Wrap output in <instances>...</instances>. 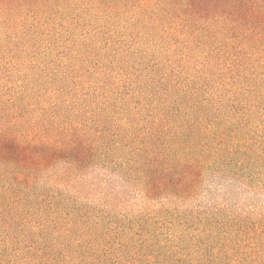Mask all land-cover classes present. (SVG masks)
<instances>
[{"label":"trees","instance_id":"obj_1","mask_svg":"<svg viewBox=\"0 0 264 264\" xmlns=\"http://www.w3.org/2000/svg\"><path fill=\"white\" fill-rule=\"evenodd\" d=\"M264 0H0V264H264Z\"/></svg>","mask_w":264,"mask_h":264},{"label":"rangeland","instance_id":"obj_2","mask_svg":"<svg viewBox=\"0 0 264 264\" xmlns=\"http://www.w3.org/2000/svg\"><path fill=\"white\" fill-rule=\"evenodd\" d=\"M191 207L217 210L229 223L233 221L236 223L245 216L247 220L250 216L251 221L254 219L257 221L262 212L264 213V192L259 194L238 184L225 187L210 183L202 197L191 203Z\"/></svg>","mask_w":264,"mask_h":264}]
</instances>
